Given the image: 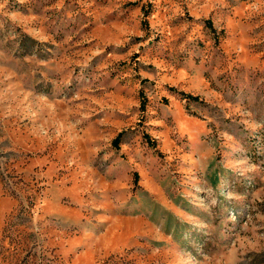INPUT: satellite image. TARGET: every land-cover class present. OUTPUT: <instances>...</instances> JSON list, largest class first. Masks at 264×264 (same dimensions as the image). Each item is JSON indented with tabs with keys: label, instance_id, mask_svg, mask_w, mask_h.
Here are the masks:
<instances>
[{
	"label": "rangeland",
	"instance_id": "obj_1",
	"mask_svg": "<svg viewBox=\"0 0 264 264\" xmlns=\"http://www.w3.org/2000/svg\"><path fill=\"white\" fill-rule=\"evenodd\" d=\"M0 264H264V0H0Z\"/></svg>",
	"mask_w": 264,
	"mask_h": 264
},
{
	"label": "trees",
	"instance_id": "obj_2",
	"mask_svg": "<svg viewBox=\"0 0 264 264\" xmlns=\"http://www.w3.org/2000/svg\"><path fill=\"white\" fill-rule=\"evenodd\" d=\"M183 95H184V96H188L189 98H192V99H195V98H196V95L185 94V93H183ZM140 105H143V104H140ZM120 134H121V133H117V134L115 135V137H114L113 140H112L114 143L117 144V142H118V140H119V138H120ZM144 135L146 136L145 138H146L147 140H150V142H152V140L150 139V137H148L145 133H144ZM151 144H152V143H151ZM135 178H137V176H135Z\"/></svg>",
	"mask_w": 264,
	"mask_h": 264
}]
</instances>
